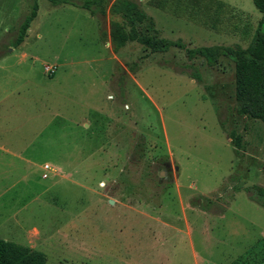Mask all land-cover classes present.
Masks as SVG:
<instances>
[{"label": "rangeland", "instance_id": "obj_1", "mask_svg": "<svg viewBox=\"0 0 264 264\" xmlns=\"http://www.w3.org/2000/svg\"><path fill=\"white\" fill-rule=\"evenodd\" d=\"M133 1L140 33L188 47H245L264 15L252 0ZM113 3L0 0V144L16 154L0 150V238L45 264H264L249 190L264 187V123L237 114L232 60L116 46Z\"/></svg>", "mask_w": 264, "mask_h": 264}, {"label": "trees", "instance_id": "obj_2", "mask_svg": "<svg viewBox=\"0 0 264 264\" xmlns=\"http://www.w3.org/2000/svg\"><path fill=\"white\" fill-rule=\"evenodd\" d=\"M49 1L51 3L68 2L72 5H79L89 10L91 15H95L99 11L103 13V9L96 6L99 1L103 0H85L89 2L80 4L72 0ZM118 1H121L119 7L113 3L111 10L114 13H119L123 21H112L109 27L110 36L116 46H122L126 41L131 40H136L149 48L151 52H165L171 46H176L182 48L189 59L202 57L208 65H214L221 55L229 58L234 65V99L237 114L258 119L264 123V15L245 47L239 44L188 47L180 39L171 40L140 33L136 24L145 19L146 13L133 0ZM252 1L257 10L264 13V0ZM92 4L95 6H91ZM36 10L37 3L33 1L29 12L18 24L14 44L18 45L26 36L30 22L36 16ZM150 21L152 22V19ZM230 136L237 148L241 146L240 135L231 131ZM249 190H251L255 200L264 206V187L255 185ZM45 262V256L41 251L0 238V264H45Z\"/></svg>", "mask_w": 264, "mask_h": 264}, {"label": "crops", "instance_id": "obj_3", "mask_svg": "<svg viewBox=\"0 0 264 264\" xmlns=\"http://www.w3.org/2000/svg\"><path fill=\"white\" fill-rule=\"evenodd\" d=\"M211 1V0H210ZM212 1H230V0H212ZM4 129H1L0 128V133H2V131H3ZM0 150H4V151H6V152H8L10 155H16L15 153H14V151L12 152L11 150H9L8 148H4V146L2 145V144H0ZM5 237H3V239H4Z\"/></svg>", "mask_w": 264, "mask_h": 264}]
</instances>
